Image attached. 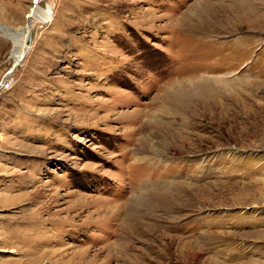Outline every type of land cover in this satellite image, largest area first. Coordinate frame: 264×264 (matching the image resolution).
<instances>
[{
	"label": "rangeland",
	"instance_id": "1",
	"mask_svg": "<svg viewBox=\"0 0 264 264\" xmlns=\"http://www.w3.org/2000/svg\"><path fill=\"white\" fill-rule=\"evenodd\" d=\"M32 1L0 0V264H264V0Z\"/></svg>",
	"mask_w": 264,
	"mask_h": 264
},
{
	"label": "bare ground",
	"instance_id": "2",
	"mask_svg": "<svg viewBox=\"0 0 264 264\" xmlns=\"http://www.w3.org/2000/svg\"><path fill=\"white\" fill-rule=\"evenodd\" d=\"M32 19V20H31ZM29 22L34 21V17H29L28 18ZM0 31L5 33V37H7L9 40L13 42L15 45V55L16 59L21 62L26 53H27V47L30 42V36L29 33L30 31H27V33H19L17 31H8L7 29H4L3 27L0 26ZM19 65V64H17Z\"/></svg>",
	"mask_w": 264,
	"mask_h": 264
},
{
	"label": "built area",
	"instance_id": "3",
	"mask_svg": "<svg viewBox=\"0 0 264 264\" xmlns=\"http://www.w3.org/2000/svg\"><path fill=\"white\" fill-rule=\"evenodd\" d=\"M47 1L51 2V0H33L28 15L37 14L41 7L46 6ZM12 87L13 83L8 79L3 81L0 86V88L3 89H11Z\"/></svg>",
	"mask_w": 264,
	"mask_h": 264
}]
</instances>
